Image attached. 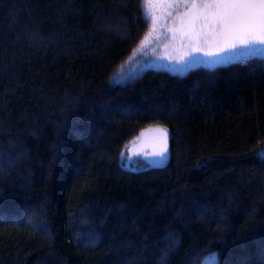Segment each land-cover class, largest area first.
Wrapping results in <instances>:
<instances>
[{"label":"trees","instance_id":"obj_1","mask_svg":"<svg viewBox=\"0 0 264 264\" xmlns=\"http://www.w3.org/2000/svg\"><path fill=\"white\" fill-rule=\"evenodd\" d=\"M141 1L0 0V264H264V60L113 86Z\"/></svg>","mask_w":264,"mask_h":264},{"label":"water","instance_id":"obj_2","mask_svg":"<svg viewBox=\"0 0 264 264\" xmlns=\"http://www.w3.org/2000/svg\"><path fill=\"white\" fill-rule=\"evenodd\" d=\"M146 7L142 0L140 8L147 21V30L131 53L114 68L109 78L113 86L125 87L149 71L165 72L182 78L200 68L214 70L253 59L264 60V46L260 45L251 53L242 47L212 56L206 55L204 51L192 52L193 47H214L216 41L209 36L205 42L204 37L181 30L179 21L174 19L175 13L168 16L163 7L155 9L159 19L153 30L152 20L146 15Z\"/></svg>","mask_w":264,"mask_h":264},{"label":"snow or ice","instance_id":"obj_3","mask_svg":"<svg viewBox=\"0 0 264 264\" xmlns=\"http://www.w3.org/2000/svg\"><path fill=\"white\" fill-rule=\"evenodd\" d=\"M143 3L153 30L159 19L155 9L163 7L168 16L175 13L181 30L204 37L205 42L209 36L216 41L214 47H193L192 52L204 51L212 56L242 47L251 53L258 45L264 46V0H143ZM157 131L160 135L154 143L153 155L163 159L168 151V134L163 129Z\"/></svg>","mask_w":264,"mask_h":264},{"label":"rangeland","instance_id":"obj_4","mask_svg":"<svg viewBox=\"0 0 264 264\" xmlns=\"http://www.w3.org/2000/svg\"><path fill=\"white\" fill-rule=\"evenodd\" d=\"M158 129L167 131L168 146H169V133L165 127L151 126L142 130L124 149L122 156V163L126 167H136L145 165H161L165 163L168 151L163 159L153 155L154 143L159 137L160 132ZM201 264H215V253L207 255Z\"/></svg>","mask_w":264,"mask_h":264}]
</instances>
